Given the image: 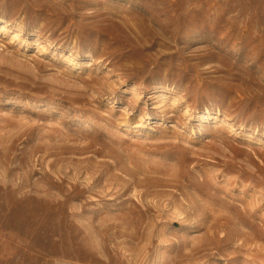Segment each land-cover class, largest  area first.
Here are the masks:
<instances>
[{"label": "rangeland", "instance_id": "1", "mask_svg": "<svg viewBox=\"0 0 264 264\" xmlns=\"http://www.w3.org/2000/svg\"><path fill=\"white\" fill-rule=\"evenodd\" d=\"M0 264H264V0H0Z\"/></svg>", "mask_w": 264, "mask_h": 264}]
</instances>
